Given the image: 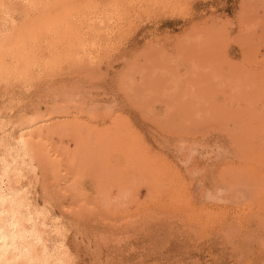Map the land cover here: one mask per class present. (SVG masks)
Returning a JSON list of instances; mask_svg holds the SVG:
<instances>
[{
	"label": "rangeland",
	"instance_id": "374dc122",
	"mask_svg": "<svg viewBox=\"0 0 264 264\" xmlns=\"http://www.w3.org/2000/svg\"><path fill=\"white\" fill-rule=\"evenodd\" d=\"M0 171L47 264H264V0H0Z\"/></svg>",
	"mask_w": 264,
	"mask_h": 264
},
{
	"label": "bare ground",
	"instance_id": "6f19581e",
	"mask_svg": "<svg viewBox=\"0 0 264 264\" xmlns=\"http://www.w3.org/2000/svg\"><path fill=\"white\" fill-rule=\"evenodd\" d=\"M1 172L2 171H0V264L49 263L52 259V255L45 254L44 258L39 260L36 256H31V254H29L31 246L34 243H40L42 240L35 232V226L26 227V224H29L27 221L30 220V215L28 214L29 219H25L22 212L15 208L16 203L12 200L11 193L4 188L5 174ZM118 175L119 174H117V176Z\"/></svg>",
	"mask_w": 264,
	"mask_h": 264
}]
</instances>
